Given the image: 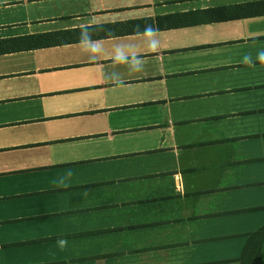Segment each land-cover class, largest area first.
Wrapping results in <instances>:
<instances>
[{
	"label": "crops",
	"instance_id": "crops-1",
	"mask_svg": "<svg viewBox=\"0 0 264 264\" xmlns=\"http://www.w3.org/2000/svg\"><path fill=\"white\" fill-rule=\"evenodd\" d=\"M250 1L0 0V39L34 43L0 52V264H241L264 224V12L223 13ZM139 18L159 51L107 26Z\"/></svg>",
	"mask_w": 264,
	"mask_h": 264
},
{
	"label": "trees",
	"instance_id": "trees-1",
	"mask_svg": "<svg viewBox=\"0 0 264 264\" xmlns=\"http://www.w3.org/2000/svg\"><path fill=\"white\" fill-rule=\"evenodd\" d=\"M264 12V0H255L250 2L238 3L228 7L227 13H223L225 17L236 14L239 15H248L253 13H262ZM220 16V14L218 15ZM222 16V15H221ZM167 22L164 26H173L178 24V21H175L170 18H166ZM146 25H151L152 22L150 18H139V19H130L124 20L122 22H116L108 24V27H112V33H126L136 31V26H139V30H145ZM27 36V35H26ZM29 38H32L31 35H28ZM23 39L25 36L22 37ZM13 38L0 39V52L10 50L13 48H18L20 46H32V41L29 39L28 44L24 41L23 44L17 41H11ZM246 242L243 245L242 251L238 256L241 264H259L260 262V241L264 236V224L260 225L256 229L247 233Z\"/></svg>",
	"mask_w": 264,
	"mask_h": 264
},
{
	"label": "clouds",
	"instance_id": "clouds-1",
	"mask_svg": "<svg viewBox=\"0 0 264 264\" xmlns=\"http://www.w3.org/2000/svg\"><path fill=\"white\" fill-rule=\"evenodd\" d=\"M136 30L139 31V26H136ZM93 30L87 24L81 26V45L83 51L87 54L88 59L91 61H97L100 59L101 55L104 53V45L99 40H94ZM145 34L150 39L147 41V49L151 52L159 51L161 47V41L159 39L158 33L156 29H154L151 25L145 26ZM136 46L131 43H120L117 44L114 52L115 55L113 59L117 63L126 64L130 71L132 72H143L145 62L142 59V54L135 50ZM258 59L261 63H264V52H261L258 56ZM244 62L251 64L252 60L250 56L244 57ZM109 79L113 80L116 83H121L120 74L117 72H113L110 74ZM71 175V172L68 173ZM61 247L64 246L65 241H60Z\"/></svg>",
	"mask_w": 264,
	"mask_h": 264
}]
</instances>
